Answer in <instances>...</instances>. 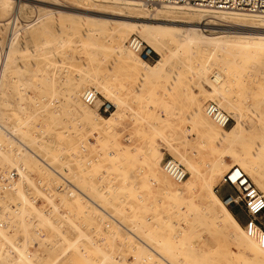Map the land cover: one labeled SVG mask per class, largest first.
I'll use <instances>...</instances> for the list:
<instances>
[{
	"label": "rangeland",
	"instance_id": "rangeland-1",
	"mask_svg": "<svg viewBox=\"0 0 264 264\" xmlns=\"http://www.w3.org/2000/svg\"><path fill=\"white\" fill-rule=\"evenodd\" d=\"M41 1L52 4L49 8L53 10H62L63 29L47 14L48 9L14 1L2 13L0 0L1 61L16 38L15 57L2 80L0 101L2 124L15 133L12 137L0 134V176L12 171L17 176L12 190L3 191L0 182V264H258V256L215 231L201 207L207 189L202 193L196 183L190 193L169 199L151 173L148 158L159 159L161 169L166 159L179 163V154L201 174L217 167L219 173L206 182L216 196L225 173L240 164L262 193L249 168L264 180V54L237 58V62L232 60L234 51L220 52L211 66L198 51L189 52L188 47L172 50L175 52L168 55L167 63L139 89V79L118 60L113 35L120 30L123 47L143 59L128 47L130 37L141 39L140 35L132 34L130 26H95L92 20L82 22L74 14L93 19L105 15V19L124 20L108 13L151 18L149 8L109 0L89 2L87 7L80 6L78 0ZM160 6L152 8H160L169 18H185L191 12ZM143 44L153 57L143 60L153 66L161 58ZM204 68H208L207 75L213 70L224 75L219 89H229L234 112L246 122L238 143L216 147L193 116L197 106L203 112L211 102L212 88L198 72ZM100 85L112 94L110 101L97 91ZM87 87L95 88L98 108L95 103L87 106L82 102ZM80 104L87 107L88 116L107 117L113 111L116 116L108 122L98 119L103 126L97 130L84 121ZM102 104L110 106L107 113L101 111ZM218 106L231 118L224 129H231L230 110ZM181 165L186 180L189 170ZM260 222L264 227V214ZM119 224L130 228V233ZM144 232L154 238L157 249L162 242L167 246L163 253L154 248L164 260L133 237L144 240ZM9 251L15 252L16 258Z\"/></svg>",
	"mask_w": 264,
	"mask_h": 264
},
{
	"label": "bare ground",
	"instance_id": "bare-ground-1",
	"mask_svg": "<svg viewBox=\"0 0 264 264\" xmlns=\"http://www.w3.org/2000/svg\"><path fill=\"white\" fill-rule=\"evenodd\" d=\"M14 1H16V3L25 2V3L31 4V6L33 5L39 6L42 8L40 10L48 9L47 14L51 15L52 17H55L54 20L58 22L57 26L63 29V24L61 22V16L64 13L61 12L62 10H53L49 8L50 5L52 4L46 3L45 1H41V0H2L3 3H2L1 12L4 13L7 6L11 3H14ZM105 1H108V0H78V3L80 6L87 7L89 5V2H105ZM109 1L115 2V0H109ZM116 2H125V3L127 2L131 4H136L133 2L123 1V0H116ZM136 5L139 6V4H136ZM140 6L149 8V10L153 13L152 15L153 17L151 18L150 17L149 18L134 17V16H125V15L108 13L110 16L120 17L121 19L122 18L124 19V20H113V19H105L107 17L105 15H102L105 18L102 16H98L101 18L93 19L92 17L86 14L85 15L74 14V16H77L79 20L82 22L92 20V24L95 26L101 23L112 24L114 26L115 25L130 26L132 30L131 33L140 35L142 39L141 41H143L155 54H157L161 58V60L156 61V63L153 66H149L144 61L145 59L143 60L137 56L133 57L129 52L130 50L128 51L127 47H123L124 36L122 35V33L119 32L120 30L115 31V32L113 31L114 32L113 45L116 47L118 51L117 53L118 60L120 59V62H121L120 64H122V66H124L127 69L130 75L136 76L139 79V83H140L138 85L139 89L143 87L146 80L152 77V75L156 72V70L160 69L163 66V64L167 63L166 59L168 55H171L175 52V51L172 52V50L177 51L178 49L179 50L183 49V47H188L189 52L197 53L195 51H198L199 53H202L204 55L205 59L204 58L203 59L206 60V62H210L211 66H215L216 61H217L216 56L220 52L229 53L230 51H234L235 56L232 60H236L237 58L244 59V60L253 59L251 57H255L257 55L262 56L264 54V16H257L254 14L244 15L241 13L225 12V11H230V10H216V9L211 10L209 8L176 7V9L178 10L188 9L189 11H191L190 13L189 12L186 13L187 17L178 19V18L166 17V15H163L162 11L158 7L152 8V6H156V5H140ZM162 6L169 7L171 5H162ZM86 7H83L81 9L90 12V10L87 9ZM171 7L174 8L175 6H171ZM76 8H79V7H76ZM213 11H217V12H213ZM171 13L175 14L173 12ZM210 13H213V14L210 15ZM205 17L206 19H209L207 23L204 22ZM216 21L222 22V23H216ZM132 36H136V35H132ZM15 40L16 38L11 41L8 51L6 50L7 53L4 56L2 55L3 59L2 61L0 60L1 61L0 62V101H1V96H2L1 88L5 83L4 82L3 85H1L2 80L6 75L8 67L10 66L12 60L15 57L14 53L16 52V49L15 50L13 49ZM129 41H128V47L132 50V48L129 46ZM132 51L135 52L134 50ZM208 68L201 69L198 72L201 73V76H202L201 79L205 80V82L207 81L212 88L211 89L212 90L211 91V95H212L211 102H208L205 105V108H204L205 111L203 112L200 110V106H197L196 109L193 111V116L196 118L206 138L209 139L213 144H215L216 147L229 146L236 142L237 143L240 142V139L243 138L242 135H243V132L245 131L244 126L246 122L242 121V116L240 115V113L234 112L235 109L233 108L232 104H230L228 100L229 94H230L229 89H223V90L219 89V87L222 86L224 82V75L218 70L210 71L209 74L207 75ZM191 72L194 73V71H191ZM96 89L105 101L107 102L110 101L111 93L108 92V90L104 86L100 85V88L98 89L96 87ZM88 92L96 93L90 103H87L85 99H83L85 98V95ZM136 92H137V89H136ZM81 99H82V102L87 106H92L94 103L96 105V108H98L99 106L100 100L97 99V92L95 91V88L89 89L87 87L86 89H84L82 92ZM113 102H114L113 104L114 107L117 108L115 101ZM209 103H214L215 105L218 104L221 106L225 105L226 108L230 110L229 112L230 116L233 118V121H234V126L231 129L225 130L224 128H226L227 126L223 127L221 124L214 121L207 114L206 106ZM1 105H3V103L0 102V106ZM218 105L217 107L219 108ZM104 106H107L108 110L110 109L109 108L110 106L108 104H102L100 108L101 111ZM79 108H80V113L85 114V117H84L85 120L84 118L83 120L87 123V125L97 130L101 129L103 126L98 122V119L103 122H108L114 119V117L116 116V111L111 112L109 116L107 117H101L98 114L95 116H88V114L86 113L87 107H84L83 105L80 104ZM207 116L213 122H215L219 127L216 128L213 125V123H211V121L208 119ZM228 118H230L229 115H228ZM83 120L80 119V122ZM230 122H231V118H230ZM2 123H3V115L2 113H0V134L5 133L12 137L11 133H15V130L12 129L11 132H9ZM0 156L2 155L0 154ZM255 156L256 155H253V157ZM169 161L174 162L177 165H179L183 169L184 174L187 175L186 171L181 165V164H184L189 170V178L186 180L185 178L180 180L179 178H175L172 175H170L164 168L165 164ZM178 161L180 164L173 159H166L164 160L162 164L163 169H161L159 167V159L155 161L153 156H149L148 158L149 168L152 171L151 173H153V175L157 178L160 184V187L168 192L169 199L171 200L179 199L182 195L188 194L191 191H193L195 187L194 184L199 183V185H197V188L202 193L204 192L205 189H207V191L209 192L208 195L202 196L200 201H201L202 210L204 211L205 215L208 218H210L212 222L214 223V227L216 229L215 231H217L222 236L226 237L227 240L230 238L232 242L236 243V245L241 248V250L247 251L251 253L252 255L258 256L256 258V261L258 262V264H264V236H262L261 233H258L257 229L255 230L254 233L248 234V230L246 228L244 229V233H243L241 226L236 222V220L233 218V216L230 214L227 208L237 207L240 210H242L245 214L244 209L240 208L237 205H231V206L225 205L224 200L225 198L229 196H226L225 198H223L221 202L219 198L215 195V193L212 191L209 184L206 183L210 178L216 176V174L219 173V169L214 166L215 168L212 167L210 170L204 171V173L201 174L199 173L200 171H198L195 168L193 163L190 160L186 159L183 155H180V154L178 155ZM11 164L13 167L16 166L13 162H11ZM238 166L244 170L242 165L239 164ZM239 167L230 168L222 178V184L229 186L234 192V194L231 195L230 197L232 198L236 197L237 193H236L235 188L238 187L239 182H241L242 184L244 183L245 180H247L252 185V187L259 194L263 196L264 195V180L262 179V177L258 176L254 168H249V174H250L251 179L254 181V184H256V186L260 189V191H262L263 194L254 187V185L250 182V180L245 176L244 172H242V170ZM163 171L167 175L163 173ZM168 175L174 181L169 179ZM16 179H17L16 173L13 171L0 176L2 190L3 191L12 190L13 187L15 186L14 183ZM231 184H233L234 186ZM179 185L180 187H178ZM75 190L77 191L79 195L84 196L85 193L83 194L79 190L77 189ZM17 194L21 198L23 203H27V201H25L23 197V194L21 195L19 191L17 192ZM84 198H86L87 201L93 206L98 207V205L93 200L86 197V195L84 196ZM245 216H246V221H247L248 220L247 215L245 214ZM67 221L69 222V220ZM244 225H243V228H244ZM2 226L3 225L0 223V227ZM120 227L124 232L130 233V228L128 229V227H125L122 225H120ZM132 230L133 229H131V232ZM143 234H145L146 239L144 240L146 242L142 239V237L139 238L138 235L136 236L133 234V237L139 242V244L143 246V248H147L155 256H157L161 260H164V257L161 256V253L165 252L168 249L167 246H165L162 242V246L158 244L159 246L157 249V247H155V244H154L155 243L154 238L149 236L148 232L146 233L144 232ZM252 240H255L256 243L253 242ZM71 245H69V248L71 247ZM154 248H156L161 253L159 254L157 250H154ZM19 251L17 250L16 252H19ZM9 255L13 258H16L17 256L16 253L13 251H9ZM19 255L21 256L24 254L22 253ZM24 258L25 257H23V259ZM28 260H26L27 263H28ZM104 261L105 260H103L102 262L104 263Z\"/></svg>",
	"mask_w": 264,
	"mask_h": 264
},
{
	"label": "built area",
	"instance_id": "built-area-1",
	"mask_svg": "<svg viewBox=\"0 0 264 264\" xmlns=\"http://www.w3.org/2000/svg\"><path fill=\"white\" fill-rule=\"evenodd\" d=\"M116 1V0H115ZM133 2L139 5H171L175 7L184 8H209L216 10H230L238 11L248 14H254L257 16H264V0H123ZM129 46L134 50L139 56L145 60H152L151 51L143 44L138 36H131L129 39ZM96 93L88 92L85 95V101L90 103ZM207 114L217 123L221 124L223 127L228 126L230 118H228L227 113L222 111L214 103H209L206 106ZM103 113L108 112V107L104 106L102 108ZM165 170L175 178L182 180L185 178L183 169L174 162H167L164 166ZM228 179V177H227ZM226 182V180H225ZM230 184V183H229ZM233 185V184H231ZM234 186V185H233ZM236 197H227L224 200L225 205H237L243 208L248 220L244 225V229L247 228L248 234L254 233L258 230L264 236V227L260 222L261 216L264 212V198L259 194L252 185L245 180L241 184L239 182L238 187L235 188Z\"/></svg>",
	"mask_w": 264,
	"mask_h": 264
},
{
	"label": "crops",
	"instance_id": "crops-1",
	"mask_svg": "<svg viewBox=\"0 0 264 264\" xmlns=\"http://www.w3.org/2000/svg\"><path fill=\"white\" fill-rule=\"evenodd\" d=\"M233 194H234L233 190L227 185L222 184L220 188H218L217 190V196L221 200L225 198L226 196H231ZM228 211L230 212V214L233 216V218L236 220V222L239 225H244L246 221V216L242 210H240L237 207H231L228 209Z\"/></svg>",
	"mask_w": 264,
	"mask_h": 264
}]
</instances>
